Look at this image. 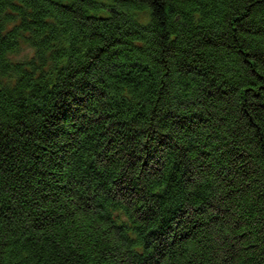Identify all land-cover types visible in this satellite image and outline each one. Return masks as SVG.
Segmentation results:
<instances>
[{"label":"trees","instance_id":"1","mask_svg":"<svg viewBox=\"0 0 264 264\" xmlns=\"http://www.w3.org/2000/svg\"><path fill=\"white\" fill-rule=\"evenodd\" d=\"M0 264H264V0H0Z\"/></svg>","mask_w":264,"mask_h":264}]
</instances>
